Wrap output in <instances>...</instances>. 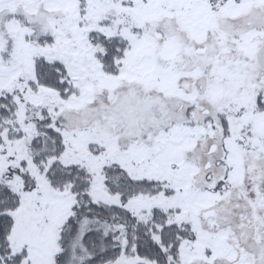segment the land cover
Segmentation results:
<instances>
[{"label":"snow or ice","instance_id":"6c2138e0","mask_svg":"<svg viewBox=\"0 0 264 264\" xmlns=\"http://www.w3.org/2000/svg\"><path fill=\"white\" fill-rule=\"evenodd\" d=\"M0 264H264V0H0Z\"/></svg>","mask_w":264,"mask_h":264}]
</instances>
